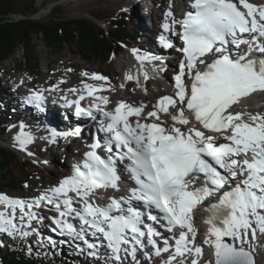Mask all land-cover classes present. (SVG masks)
I'll return each instance as SVG.
<instances>
[{
	"label": "snow or ice",
	"instance_id": "snow-or-ice-1",
	"mask_svg": "<svg viewBox=\"0 0 264 264\" xmlns=\"http://www.w3.org/2000/svg\"><path fill=\"white\" fill-rule=\"evenodd\" d=\"M165 16L171 20L163 29L182 42L172 93L161 95L147 112L148 105L125 100L108 111L109 98L101 93L110 87L109 77L83 72L99 83L81 81L82 88L69 89L77 98L65 96L63 106L74 105L76 116L93 120V111L99 112L105 121L97 131L106 133L104 139L94 136L72 174L32 198L0 192V233L36 235L41 246L57 248L56 240L45 239L33 227L50 219L51 230L66 237L59 244L94 260L101 259L104 249V264H141L140 250L148 259L167 254L162 264H200L204 246L214 256L205 264H256L251 241L264 236V112L244 111L242 106L253 96L264 97V3L191 0L181 19L171 8ZM159 43L174 47L164 35ZM132 53L141 69L160 59L137 49ZM124 78L140 84L139 73ZM143 78L149 79L147 71ZM44 91L32 89L27 104L43 112ZM86 96L91 102L83 107ZM23 127L14 139L31 157L28 145L33 137ZM79 134V128L51 129L42 139L55 143L58 137ZM100 149L109 155L102 156ZM124 160L134 186L126 196L96 203L99 190H120L117 162ZM134 201L162 215L145 214ZM201 206L208 213L207 229L197 243L195 213ZM44 208L55 215L44 216Z\"/></svg>",
	"mask_w": 264,
	"mask_h": 264
},
{
	"label": "rangeland",
	"instance_id": "rangeland-1",
	"mask_svg": "<svg viewBox=\"0 0 264 264\" xmlns=\"http://www.w3.org/2000/svg\"><path fill=\"white\" fill-rule=\"evenodd\" d=\"M142 1V0H141ZM140 1V2H141ZM153 1V2H152ZM264 1V0H262ZM123 2V3H122ZM162 0H144L139 5H135L139 9L143 10L149 9L153 16V21L166 22L167 19L164 14L165 6L162 5L160 8ZM128 5V6H127ZM131 3L122 0H16L17 12L12 14L11 17L14 19L23 17V14H29L32 10H37L34 14H29L28 16L36 21H47L51 16L58 14L66 19H86L93 23H96L104 30L110 32L113 30L118 20H122L127 25L131 27H136L141 31V25L135 24L136 19L134 17V11ZM148 5V6H147ZM146 6V7H143ZM148 7V8H147ZM137 8V10H138ZM140 20H142L141 13L138 12ZM152 16V15H151ZM101 18V19H97ZM161 17V18H160ZM164 17L166 19H164ZM120 25V23H119ZM144 33V32H143ZM145 35V33H144ZM146 37V35H145ZM137 41L142 42V39L136 38L132 42H122L120 41L118 45L120 46V51L111 54L108 59L104 62H88L81 58L78 53L71 51L70 49L64 50L60 55H55L51 50L46 48L41 40H35V46L37 50V57L39 60L38 70L29 71L25 69H20L14 60H6L2 65L0 64V99L3 98L7 104L11 105L10 109L7 111V107L4 106L2 110L5 112L8 122L11 121L14 124L16 114L13 112L14 106L20 101L22 105L21 109L29 111L25 108L22 100V95L16 96L11 88L16 85L19 87L18 90L22 92L29 91L30 89H41L49 84L50 81H64L65 83L73 82V84L79 83V79L83 76V71L89 74L95 72L109 77L110 87H108L109 92H115L117 99L125 98L136 103L142 102L141 94L138 91L136 81L130 82L129 85H124L123 88L120 87L122 80V72L128 70L132 56V49L141 50L140 44ZM136 44V45H135ZM139 45V47L137 46ZM165 53L164 55H166ZM22 55L19 51L15 57ZM21 57V56H20ZM174 61L170 58H162V70L164 71V79L167 82H171V77L169 75L170 70L175 69ZM76 70H74V69ZM71 69V71H69ZM159 70V69H158ZM85 80V78H83ZM82 80V81H83ZM23 81V83H21ZM119 81V82H118ZM151 83L149 86H156V88H161L158 84L159 81L151 78ZM163 81V78H162ZM163 85V83L161 84ZM8 88L10 90H8ZM15 88V87H14ZM121 89V90H117ZM18 99V100H15ZM154 98L152 99V101ZM13 101L16 103H13ZM250 111H261L264 112V102H261L259 106ZM14 119V120H13ZM17 122V121H15ZM30 123H27L28 125ZM21 127V126H20ZM19 127V128H20ZM18 129L7 128L0 135V144L5 149L12 151L11 145L7 142L10 138H14L18 134ZM21 131V129L19 130ZM78 141L73 142L69 150H62L61 154H57L54 150L51 151L47 147H38L34 153H39V157H30L25 153L19 152L17 155V163L14 164L13 175L21 180V190H9L7 188H0V191L8 192L16 197L25 199V195H30L31 193L37 194L41 187L49 183H58L59 176L57 175L58 170H65L69 166L68 159L64 157V154L69 155L70 152L78 153L80 152V147L77 144ZM37 145H34V149ZM33 149V148H32ZM13 152V151H12ZM50 154H53V159L50 158ZM37 161L33 163V161ZM21 164H26V172L24 176L20 174L19 169ZM28 187H25V185ZM41 224V223H40ZM40 224L33 223V227H39ZM38 236L32 235L28 238L20 237H9L5 233H0V241H3L4 246H0V250L6 245H11L13 247H21L26 250L31 247L32 251L42 253L48 258H53L54 253L60 252L62 250V245L58 243L57 248H51L47 244L41 246L36 242ZM253 243H251L252 245ZM253 247V246H252ZM151 251V249H149ZM73 253L70 248L67 249L66 254L70 256ZM102 253V252H101ZM104 254V253H102ZM139 253H137L138 255ZM264 251L261 253V264H264ZM86 255V254H85ZM143 256V253L141 254ZM65 256L64 258L70 259V257ZM130 258V257H129ZM141 264H152V261H147L146 258L137 257ZM156 258V257H155ZM160 260L161 258L158 257ZM164 258V257H163ZM130 260V259H128ZM78 264H104V257L101 259L94 260L87 255H81L77 259ZM128 264V262L126 263Z\"/></svg>",
	"mask_w": 264,
	"mask_h": 264
},
{
	"label": "trees",
	"instance_id": "trees-1",
	"mask_svg": "<svg viewBox=\"0 0 264 264\" xmlns=\"http://www.w3.org/2000/svg\"><path fill=\"white\" fill-rule=\"evenodd\" d=\"M16 12V0H0V64L6 60H14L20 69L29 71L38 70L39 60L34 43L37 39L55 55L70 49L85 61L104 62L111 54L120 51V41L132 42L139 37V29L122 20H118L113 30L107 32L86 19H66L55 14L47 21H36L28 15L36 13L37 10L14 19L11 15ZM19 51L22 55L15 57ZM3 106L0 103V135L8 127ZM17 160L15 152L0 145V188L22 189L21 180L13 175ZM26 169V164H21L19 172L22 176ZM52 253L54 257L48 258L42 253L6 245L0 250V264H78V257L68 256L65 249ZM65 256L70 259L64 258Z\"/></svg>",
	"mask_w": 264,
	"mask_h": 264
},
{
	"label": "bare ground",
	"instance_id": "bare-ground-1",
	"mask_svg": "<svg viewBox=\"0 0 264 264\" xmlns=\"http://www.w3.org/2000/svg\"><path fill=\"white\" fill-rule=\"evenodd\" d=\"M122 1H125V0H122ZM126 1L131 3L130 6H132V8H133L134 17L136 19L135 24H137L139 26L141 25V29L143 30V32L146 35V37L144 39H142V42L140 44L141 50L139 52L141 54H147V55H151L154 57H159L160 59L150 62V63H153V65H156L157 69H151V68H148L146 66H144L143 69H141L139 64H135L133 61L130 62L128 70L125 69V71L122 72V77L120 78V80H122L121 84L129 85V83L131 81L126 80L124 78L125 75L127 73H132L134 75L139 73L140 84L137 85L138 91L141 94L142 103L145 105H148V107L146 109H150L149 106L152 102V99L156 95H158V94L160 95L161 93L162 94L164 93L163 90L161 89L162 86H166V88L168 90L170 89L169 88L170 85L168 84L167 79H164V77L159 76L160 74H162V72H161L162 64H161V62L158 63V61L161 60V56L163 55V53L164 54L169 53V51L163 49V47L160 45V43L157 44L154 41L155 36L158 34H161L163 32L161 29H159L156 26V23L153 21L154 15L151 13V11L145 10L143 12V10L138 8L139 6L138 7L135 6V5H139L141 0H126ZM164 2L166 4V8L171 7V10H173V12H175V13L177 12V10L175 9V7H177V4H175V0H172V1L164 0ZM137 8H138V10H137ZM138 12L141 13L142 20H140ZM166 21L170 22L169 19H166ZM136 27H138V26H136ZM137 46L139 47V45H137ZM132 56H134V55L132 54ZM144 71H147V73H148V76H149L148 80H144V78H143V72ZM156 77L161 79V81L163 78V85H161L162 83L158 84V86L160 85L161 88H156V86H149V84L151 83V81H150L151 78L155 79ZM97 83H99V82H97ZM63 88H65V87L63 86ZM71 93L72 92L67 91V95H71ZM102 93L105 96L107 95L106 91H104ZM253 97L251 99L247 100L245 102V104L242 106L244 111H250L251 109H255L259 106V104L261 102H264V97H261L259 95H256ZM15 100H18V99H15ZM120 100H123V99H120ZM120 100H117L116 102H118ZM109 102H111L110 99H109ZM13 103H15V102L13 101ZM20 104H21V102L19 101L17 103L16 107L14 106V108H16L17 110L14 111L13 114L14 113L16 114L15 121H17V122L14 123V126L12 128L18 129L17 132L19 133L20 132L19 130L21 129L20 126L23 125L24 126L23 131L28 132L32 135L33 142L28 145V151L34 152V150H36L38 147H41V146L45 147L47 144H49V140L48 139H42V137H47L49 134V131L51 130V128L53 126L58 128V129H65V130H69V131L76 129V128H79L80 129L79 135L83 136V140L77 142L79 147H83L85 144V141L87 140V137L91 136V134H92V130H86L84 123H81L80 121L75 123L74 118L66 110H60L59 112H57L55 110L54 106H53V108H52V106H46V109L43 112L40 111L39 113H36L34 115H24L18 111L20 106H22ZM135 104H140V102L135 103ZM27 123H30V124L26 125ZM75 137H78V139H80V136H75ZM76 141L77 140H74V142H76ZM12 143L15 144L16 142H14V140H12ZM34 145H37L35 149H34ZM59 152L61 153V151H59ZM38 155H39V153H37V151H36V157L37 158L39 157ZM50 158L53 159V154L52 155L50 154ZM153 226L156 227L157 230L160 231L161 233L164 232V229L161 228L159 225H153ZM205 232H206V228L203 227V233L201 235L202 239L204 237ZM251 243H253L252 246L254 249V255L256 257V263L261 264L260 263L261 262V256H262L261 253H262V251H264V236L258 234V238L255 241H251ZM205 248H206L207 254H206V257L204 259L203 264H205V262L207 260H213L214 259V256L212 254V249H210L207 246H205ZM126 263H127V261H126Z\"/></svg>",
	"mask_w": 264,
	"mask_h": 264
},
{
	"label": "water",
	"instance_id": "water-1",
	"mask_svg": "<svg viewBox=\"0 0 264 264\" xmlns=\"http://www.w3.org/2000/svg\"><path fill=\"white\" fill-rule=\"evenodd\" d=\"M255 259H256V257H255ZM214 261V260H213ZM257 264V263H256Z\"/></svg>",
	"mask_w": 264,
	"mask_h": 264
}]
</instances>
